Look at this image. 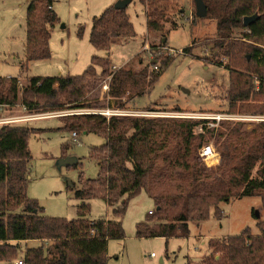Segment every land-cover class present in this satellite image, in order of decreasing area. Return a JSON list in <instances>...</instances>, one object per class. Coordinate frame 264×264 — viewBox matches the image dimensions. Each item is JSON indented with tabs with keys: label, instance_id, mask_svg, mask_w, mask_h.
Here are the masks:
<instances>
[{
	"label": "trees",
	"instance_id": "1",
	"mask_svg": "<svg viewBox=\"0 0 264 264\" xmlns=\"http://www.w3.org/2000/svg\"><path fill=\"white\" fill-rule=\"evenodd\" d=\"M200 2L204 17L216 19L212 48L228 60L224 114L264 117V0ZM254 14L259 19L243 27L242 19ZM56 21L52 0H29L26 62L49 58L50 26ZM167 21L162 15L147 16L146 30L160 35ZM235 29L241 30L242 41L231 39ZM134 35L125 9L110 7L93 18L89 43L96 51L107 52L116 40ZM149 45L152 60L144 63L145 58L139 56L115 72L107 58L93 56L79 76L34 77L22 89L16 78H0V106L20 104L29 116L58 112L61 105L70 110H103L105 105L93 87L97 80L110 76L114 106L110 109H125L149 93L173 59L165 40ZM182 53L188 54V48ZM59 120L61 129L70 134L91 133L105 140L104 145L89 149L98 174L86 179L81 172L77 187L70 188L79 201L77 221L47 217L26 195L31 159L28 139L34 130L21 124L0 125V264H14L16 259L23 264H106L107 242L124 238L121 219L127 202L141 191L155 210L136 224L137 238L188 237L190 222H203L211 215L219 220V204L231 199L257 197L264 209V122L247 131L243 123L230 120L219 122L217 128H208L204 120L163 117L82 114ZM208 143L219 155V163L212 169L197 160V150ZM67 148L63 145L64 151ZM96 198L104 201L112 219H85L89 212L86 201ZM256 226L259 235L245 229L234 237L209 239L210 253L200 264H264V222ZM29 242L35 246L18 257L20 243Z\"/></svg>",
	"mask_w": 264,
	"mask_h": 264
},
{
	"label": "rangeland",
	"instance_id": "2",
	"mask_svg": "<svg viewBox=\"0 0 264 264\" xmlns=\"http://www.w3.org/2000/svg\"><path fill=\"white\" fill-rule=\"evenodd\" d=\"M116 1L52 0L57 21L50 26V56L46 60L26 62L25 21L29 0H0V78H16L19 89H22L34 77L79 76L89 66L93 56L107 58L112 72H115L139 56L145 58L144 63L152 60L154 56L150 55L149 44L158 45L165 40L166 51L173 58L170 65L160 74L149 93L120 110L135 112L140 117L204 120L208 122V128H217L219 122L230 120L243 123V129L248 131L264 122V117L224 114L227 110L228 71L225 67L228 60L221 51L212 48L216 19L213 16L196 18L194 0H153L148 4L132 0L125 11L135 35L116 40L107 52L93 49L89 43L92 20L113 7ZM150 15H162L168 20L164 23L161 36L146 30V17ZM240 37L241 30L231 32V39L242 41ZM186 48L188 54L182 53ZM110 79L109 76L97 80L93 87L99 102L104 103V109L114 107L109 95ZM60 109L55 113L31 116L52 118L11 124L25 125L34 130L28 139L31 159L27 197L35 200L47 217L77 221L79 201L70 188L77 187L81 172L86 179L96 178L98 167L89 158V149L104 145L105 140L90 133L81 134L73 141L71 134L61 129L59 119L102 110H70L66 105H61ZM151 109L155 112L148 111ZM6 112L18 117L25 114L20 106L6 108L0 114V125L8 124L3 122L8 121L5 118H11L4 116ZM213 119L215 124L211 123ZM65 144L68 146L66 151L63 150ZM208 145L212 146L217 156L203 161L197 150V160L204 168L212 169L218 165L219 155L212 143ZM67 157L77 160L76 167L58 165ZM86 202L89 212L85 219L88 221L113 218L102 199ZM219 208L222 212L219 220L211 215L206 221L190 222L188 237L137 238L136 224L143 223L149 211L155 210L152 201L141 191L127 202L121 219L124 238L107 242L106 264H200L210 253L207 246L209 239L234 237L245 229L252 235L260 234L256 224L264 222V209L257 197L231 199L220 203ZM33 246L35 243H20L18 257L22 258L25 249Z\"/></svg>",
	"mask_w": 264,
	"mask_h": 264
},
{
	"label": "built area",
	"instance_id": "3",
	"mask_svg": "<svg viewBox=\"0 0 264 264\" xmlns=\"http://www.w3.org/2000/svg\"><path fill=\"white\" fill-rule=\"evenodd\" d=\"M154 69L156 70L157 68L154 67ZM2 109V106H0V110ZM78 114V113H77ZM82 114H99V115H103L105 117H109V116H138L139 114L135 113V112H125L123 110H120V109H110V108H106L102 111H93V112H87V113H82ZM82 114H79V115H82ZM214 119H219V118H214ZM213 119V120H214ZM15 122H20V121H16V120H9V121H4L3 123H15ZM71 138L72 140L74 141L77 136L72 133L71 134ZM199 156L200 158L204 161V160H210L211 158L217 156V154L214 152L212 146L210 145H206V146H203L200 150H199ZM150 257H154L153 254H150ZM14 264H23V261L21 259H16L14 261Z\"/></svg>",
	"mask_w": 264,
	"mask_h": 264
},
{
	"label": "water",
	"instance_id": "4",
	"mask_svg": "<svg viewBox=\"0 0 264 264\" xmlns=\"http://www.w3.org/2000/svg\"><path fill=\"white\" fill-rule=\"evenodd\" d=\"M195 1V5H196V9H195V13L196 16L201 18L205 16V10L204 7L202 5V3L200 2V0H194ZM131 3V0H117L115 2V4L113 5V8L115 10H124L129 4ZM259 19L258 14H254L252 16H247L244 17L242 19V25L243 27H248L249 25L253 24L254 22H256ZM77 163V160L75 158L72 157H67V158H63L61 161H59V166L62 165H66V166H73Z\"/></svg>",
	"mask_w": 264,
	"mask_h": 264
},
{
	"label": "crops",
	"instance_id": "5",
	"mask_svg": "<svg viewBox=\"0 0 264 264\" xmlns=\"http://www.w3.org/2000/svg\"><path fill=\"white\" fill-rule=\"evenodd\" d=\"M132 1V0H131ZM19 82V81H18ZM16 106H20L22 109H23V107L20 105V104H17ZM15 106V107H16ZM16 109V108H15ZM6 110V108H2L1 110H0V114H2L4 111ZM23 111H24V109H23ZM25 113V112H24ZM4 115V114H3ZM4 116H9V117H11V118H5V120H18V121H20V122H26V121H31V120H36V119H38V118H52V117H36V118H34V117H31V116H29V115H26V114H24V116H22V117H18V116H14V114H10L9 112H6L5 113V115ZM57 118V117H56ZM28 183V182H27ZM149 213H150V211H149ZM148 213V214H149Z\"/></svg>",
	"mask_w": 264,
	"mask_h": 264
},
{
	"label": "bare ground",
	"instance_id": "6",
	"mask_svg": "<svg viewBox=\"0 0 264 264\" xmlns=\"http://www.w3.org/2000/svg\"><path fill=\"white\" fill-rule=\"evenodd\" d=\"M212 159V158H211ZM216 160V159H215ZM210 162V161H209ZM213 163V162H212ZM215 163H216V161H215ZM215 163H213V164H215Z\"/></svg>",
	"mask_w": 264,
	"mask_h": 264
}]
</instances>
